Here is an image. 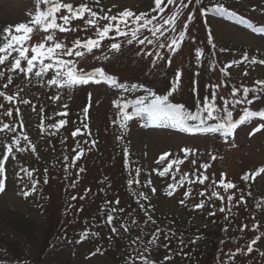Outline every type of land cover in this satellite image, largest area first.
Segmentation results:
<instances>
[{
  "label": "trees",
  "instance_id": "16d2710c",
  "mask_svg": "<svg viewBox=\"0 0 264 264\" xmlns=\"http://www.w3.org/2000/svg\"><path fill=\"white\" fill-rule=\"evenodd\" d=\"M228 1L229 0H210L209 2H204L201 0V4L197 5L195 0H193V2L188 5V8L183 10L177 23V30L179 31L185 22L189 24V29L188 35L186 36L185 42L181 45L180 51L173 54L168 49L159 50L162 54L167 53L168 56H171L170 65L167 63V59H165L159 60L157 62L158 66L153 67L151 61L155 59V56L146 57L143 54L137 55L141 48L155 53L157 49L153 45H138L135 42L129 45L126 43L124 37H119L118 41L122 44V47L118 58L122 65L125 63H133L136 60H143L142 63L133 64L136 65V68L131 69L134 71L129 73L127 79L120 76L121 74L119 73H111L109 69L104 66L106 60L103 58L102 53H107L108 55L112 53H108V45L112 42H116L112 40L103 41L100 49H94L93 53L87 55L88 57L96 55L99 59H96V57L93 58L89 65L90 68H85V70L92 71L97 67H102L107 74L115 76L116 79L123 83L126 88H130L134 84L137 85L132 91L126 92L121 89L122 94L119 98L122 102L129 103L130 107L128 111H132L131 105H133L137 99L146 97V103L153 99V97L149 95V91L155 93V95L167 94V88L170 87L171 81L175 78L176 74L171 73L170 76V70L172 71L174 63L179 62V56L182 55V47H185L189 41V45L185 48V54L182 58L183 62L189 64L192 63L191 61L194 59L197 73L202 70V74L200 76L197 75L196 78L193 79V101L198 99L197 95H204V98L211 97L210 90L214 81L209 75H212L214 70H217L223 78L229 101H232L233 97L231 95V89L233 87H239L241 84L251 87L253 86L254 81H249L247 83L240 82L234 80L231 76L225 77L221 74L219 69L223 67L222 61L224 59L228 58L231 61H240L242 60L244 53L217 46L211 36H209V29L203 24L204 15L201 14L202 8L205 9L206 14L216 13L217 11L214 9L217 6L223 8V6L227 5ZM187 2L188 0H185V3ZM88 4L94 11L100 14L108 12L104 10L102 12L101 8L90 3ZM178 4L179 0H177V4L167 6L164 13L151 12L152 8L147 9L144 12H149L151 15L156 16L157 19L153 21V23L159 24L162 23L161 17L163 16L166 18L170 12L176 10ZM135 13L139 14L141 12ZM190 13L194 15V18L189 22L187 21V16ZM218 13L223 14L224 11ZM108 14L113 15L110 12H108ZM241 19L246 21V19ZM103 23L107 22L101 21V24ZM110 35H114V33H111ZM166 35H174V33H166ZM89 36L92 37V34L76 38L83 37L82 39H86ZM144 36H148L149 39H155L147 30L141 32V38ZM191 38H194V42ZM163 39L164 37H161V40ZM197 47L202 48L205 51L203 60L199 64L195 59V49ZM221 49L224 50L221 51ZM248 56L250 58L252 57L249 54ZM66 58L69 59V57ZM70 59L81 60V58L77 57H71ZM203 64L206 69L203 67ZM204 80L208 81V87L204 86ZM199 83H201L200 89H198V85H200ZM240 95H242V93H238L237 97ZM249 98H252L251 94H249ZM172 101L175 100H172L170 97L169 103H172ZM215 102L220 105L218 99ZM253 103L260 104L264 107V95H262L260 99L254 100ZM252 104H239L234 108H231V110L233 112L237 111L239 116H241L245 108L253 110ZM225 107H231V105ZM115 110L118 111L116 107ZM198 110L199 107L195 106L193 111H187L195 112ZM6 111H10V109L0 107V124L2 127L5 123L9 124L10 130L8 131L7 129L6 131L5 129V132H7L12 138V142L16 149H24L23 151H17L21 158H24V164L21 169L24 168L31 171L32 177L29 178L25 172H22L25 173L24 176L31 187L33 180L37 182L36 189L39 196L42 198L45 207L46 226L41 231L42 234L40 238L35 235L37 225L34 223L28 224L16 220L10 223L11 228L22 234L28 244L38 250L37 257L31 260L36 262L42 261V257L51 252L53 245L58 238L79 237L83 234L84 228L86 227L89 228L92 235L93 233H97V235H93L95 241H100L101 247L104 249L102 252L103 255L110 257L113 262L118 264H133V261L141 262L136 259L139 252L134 250L127 242L121 240L116 234L112 233L110 226L107 223L108 211H111L116 207L118 209H123L125 216L131 218L129 221L132 224L133 220L136 221V223L133 224L136 230L140 231L142 228H145L146 226L150 227V225H152V221L148 220L144 210H142L138 203L131 198L133 194H131L130 189L134 183L131 186L127 183L129 179H135V177L133 174L129 173L126 165V158L128 156V152L127 156L125 155V150L128 149L126 127L121 128L117 124L116 130L113 132V123L111 121L113 116H110L103 121L101 127L96 132L95 140L88 135L78 134L83 138V142L80 144L78 135L73 137L72 141L66 143L70 146V152H65L62 157H59L60 159L58 158V161L62 160L60 163L62 170L61 173H59L60 170L57 169V165L52 163L53 161L48 159L41 161L32 152L26 140H24V137L20 133L18 123L14 120L15 117L13 114L11 116L4 115ZM52 116V110L48 106L45 107L43 110L41 125L43 135L51 142V144H55L56 141H62L61 136L66 135L67 129L65 128V125L59 129L54 127L53 129L50 128L49 124L52 121ZM141 117L146 116L142 115ZM60 119L65 118L57 119V124ZM79 125L80 127H83V125ZM75 130L76 126L73 125L70 131L74 132ZM17 140L19 141L18 144L15 143ZM80 152L83 154L79 159H76L77 154ZM65 157H67V159H65ZM81 169H84V171H81ZM245 173L250 175V178L247 181L241 179ZM252 173L253 171H244L239 175L240 183L244 186L241 187L239 185L238 195L236 196L237 202L240 201L241 196L244 197V203L242 204H244L245 207L243 210H245L248 215L246 216L243 213L241 218H251L247 223L250 228H252L254 224H258L259 227L264 225V198H262V201L260 202L261 198L258 196V191L253 183V178H251ZM44 181H47V183ZM56 195H58V198H56ZM245 195L248 196L246 197ZM73 196H75L76 199H72ZM118 198L121 200L123 199V201L121 202ZM116 200H119L121 205L115 203ZM210 209L215 213V215H211L215 228L203 232L206 245L197 247L191 242L181 243V241H175L169 248L171 259L167 261L164 260L158 264H178L180 262L186 264H224L225 262L220 260V258L223 257L226 259L234 258V261L236 260L235 264H258L252 255L259 257V254L257 252L254 254L253 251L249 253L247 251V242H244L240 248H237L234 245V240L226 239L223 236L224 228L226 226L237 228L238 224H243V220L241 219L237 224L232 222L233 219H228L229 222L226 221L221 216L222 214L220 213V208L217 204L216 206L210 204ZM112 212L113 211H111V213ZM248 227L245 228V231ZM155 228L161 230L157 227ZM184 228L189 232L193 231V228L187 222L184 224ZM243 237L242 234H239L237 242L241 243ZM246 239H248V237ZM222 240L224 243L220 245ZM231 243L233 244L227 245ZM89 245H91V243ZM238 249L240 251H237ZM231 253H235V255L232 256L230 255ZM26 258L25 253L19 251L17 243H3L0 241V264H18L23 262Z\"/></svg>",
  "mask_w": 264,
  "mask_h": 264
},
{
  "label": "rangeland",
  "instance_id": "374dc122",
  "mask_svg": "<svg viewBox=\"0 0 264 264\" xmlns=\"http://www.w3.org/2000/svg\"><path fill=\"white\" fill-rule=\"evenodd\" d=\"M85 0H64V2L78 4ZM95 3V0H87ZM208 2L210 0H203ZM252 0H244L240 2L243 8H250ZM104 9H111L114 12H121L125 9L132 11H142L151 7L149 0H100L99 4ZM115 6V7H113ZM33 9V2L31 0H0V32L12 25H17L22 22L30 20L29 12ZM206 25L211 29L214 40L220 46L232 48H244L252 52H258L264 59V32H254L246 27L233 23L230 20L222 17L210 15L205 17ZM36 36H34L35 38ZM33 38V39H34ZM118 58V57H117ZM117 58L112 60L108 68L111 72H119L125 76L128 70L118 71L116 66L120 63ZM184 65L183 60L181 59ZM142 63L141 60L137 64ZM179 63H175L178 66ZM125 68L133 69L136 65L125 64ZM229 70H233L237 77L244 75L241 66H234ZM252 73L248 76H258L264 78V66L255 65L252 67ZM0 71L5 72L4 77H0L5 81L8 75L16 76L15 73H8L7 68L0 66ZM35 78V77H34ZM36 80V78L34 79ZM1 87V86H0ZM46 95L52 101V108L59 112L66 111L68 106L79 109V106L86 103L90 105L88 118L85 123L88 124V131L93 135L94 131L99 128L103 118L111 110L110 103L120 93L114 87H109L107 84H89L85 86H78L73 88L56 89L55 87L42 86ZM23 94H14V103L17 109H20L18 114L20 124L23 125L22 131L24 135L28 136V142L40 159L53 158L56 154H60L59 150L51 149L49 141L41 136L39 131L40 116L38 112L39 97L35 95L38 92L36 89H27ZM0 91L11 92L10 85L5 89L3 86ZM59 91L60 99L53 101L51 97ZM91 93V98H89ZM22 99L31 101L30 105H24L20 102ZM43 98V97H42ZM180 99V98H178ZM41 101L43 99L40 98ZM47 100V99H46ZM0 101H4L0 97ZM35 106V111H32V106ZM67 105V108H64ZM261 122L259 118L251 123L245 122L240 125L234 133V136L223 137L218 133H184L170 126H164L163 122L160 126H155L151 121L138 123L133 120L130 124L129 141H130V157L129 169L136 172L140 169L138 175L140 183L134 187L136 197L140 204H143L147 209L148 214L151 215L152 220L158 225H162L167 230L175 233L184 240H192L198 246H204L205 240L200 232L196 234H189L183 231L182 223L186 220L190 221L191 225L198 230L210 229L213 227V221L208 217V211L205 207L196 209L193 205L200 203L197 196L199 187L198 184L189 189L188 182L185 179L183 186L177 185L182 175H185V169L196 160V165L209 164L210 172H214L218 177L221 173L225 174V182L235 180L236 175L256 163H264V129L260 132L250 135L252 130ZM148 126H145V125ZM2 156L6 154V147L12 146L6 141V137L1 138ZM182 147L192 148L196 150L195 156L189 155L188 159H184V154L180 151ZM172 153L173 155L166 158V160L157 164V160L163 153ZM215 156V160L211 157ZM181 159L183 163L174 165L172 170L165 176L161 177L154 169L162 170L167 165L169 160ZM18 158L13 148V153L9 156L6 162V179L5 191L0 192V241L3 243H17L19 251L25 253L26 257L36 258L38 250L28 244L25 237L10 227V223L14 220L23 221L25 223H34L37 225L35 235L40 237L41 231L46 226V217L44 216L43 207L35 192L29 189V186L24 183V180L17 175ZM178 167V171H177ZM175 176V180L173 179ZM151 180V184L145 186L147 180ZM259 191L264 193V173L258 175L256 179ZM176 185L175 188H169L168 185ZM152 188L156 191L153 193ZM172 191L171 196L168 192ZM190 191L191 195L185 199L184 193ZM31 193L25 197L22 193ZM143 192L147 199L140 196ZM221 196L224 197L222 203L225 209L228 208V191L225 192L220 187ZM58 198V195H56ZM185 200L184 204L180 201ZM58 202V201H57ZM56 206V205H55ZM117 219L114 220L113 226H117ZM118 228V227H117ZM227 230L226 234H229ZM149 232L147 236L140 237L134 235L131 231L124 232L120 229V236L122 239L132 243L137 237L140 239L135 244L137 248H141L144 254L150 259L160 258L157 252L148 248L144 249L149 242ZM199 238V239H197ZM79 241V242H78ZM264 242H258L253 245L258 251L264 252ZM41 262L48 264H116L111 258L102 257L100 255H93L89 252L85 242L81 240L60 239L54 246L52 252L47 256L42 257Z\"/></svg>",
  "mask_w": 264,
  "mask_h": 264
},
{
  "label": "snow or ice",
  "instance_id": "6c2138e0",
  "mask_svg": "<svg viewBox=\"0 0 264 264\" xmlns=\"http://www.w3.org/2000/svg\"><path fill=\"white\" fill-rule=\"evenodd\" d=\"M100 0H95L96 4H99ZM193 0H188L185 3V0H179V4L175 11L170 12V14L164 18L161 17L162 23L154 24L153 21L157 19L156 16L151 15L149 12H141L139 14L133 12L132 10L125 9L114 15H109L108 12H103L100 14L92 9L85 0L84 3L74 6L73 3L64 2V0H33L35 5V11L29 12L30 20L28 22H22L17 25H10L4 29L3 33H0V66L7 68L8 73H15L16 75H23L28 83L32 82V78H36V83L41 86L55 87L56 89H65L73 88L78 86H85L89 84H107L109 87H114L118 89H123L124 91H132L137 87V85H132L130 88H126L123 83L119 82L115 76L107 74L102 67H97L92 71H86L79 67L80 60L70 59L71 57H77L81 59H86L88 54L93 53L94 49H100L102 42L105 40H112L108 45V53L111 52H120L122 44L118 41L119 37H124L127 44L131 45L134 42L138 45H153L157 50L155 53L152 51H147L141 48L140 52L137 55L143 54L146 57L155 56V59L151 61L153 67L158 66L159 60L167 59V63L171 64V56H168L167 53L162 54L160 49H168L171 53L175 54L180 51L181 45L185 42L186 36L188 35L189 24L187 22L183 23L182 28L177 30V23L180 16L183 13V10L188 8V5L191 4ZM154 7L151 12L164 13L167 6L177 4V0H153ZM197 5L201 4V0H195ZM115 7V6H113ZM215 11L220 12L224 11L220 6H217ZM109 12L111 9L108 10ZM63 13V14H61ZM201 14L206 15L205 9H201ZM194 18L193 14L187 16V21H192ZM82 21V25H77L73 27L74 21ZM101 21H106L107 23L101 24ZM206 22V21H205ZM134 25V26H132ZM151 26V27H150ZM147 30L151 33L152 37L155 39H149L148 36L141 38V32ZM78 31H83L85 33L89 31H94L95 38L89 36L86 39L76 38L71 42V45L65 42L58 37L57 33L66 34V33H75ZM43 32L45 35L43 37L39 36V33ZM209 36H211V29L208 30ZM114 33V35H110ZM166 33H174V35H166ZM159 34V35H157ZM36 36L38 39L33 43V37ZM161 37H164L161 40ZM194 42V38H191ZM224 49H221L223 51ZM103 58L108 60L110 57L107 53H102ZM205 51L202 48L197 47L195 49V59L199 64L202 62ZM69 57V59H65ZM99 59V57H96ZM248 62L250 64H260L264 65V59L257 60L255 56L249 57L247 53L243 54V58L240 61H233L231 64H228L224 67H221L219 70L222 75L225 77L230 76L229 69L238 63ZM211 67V65H210ZM198 75V73H197ZM244 75L247 76L248 72L245 71ZM5 72L0 71V77H4ZM182 70H178L175 74V78L170 85V89L167 95H155L149 91V95L153 97L147 103L146 97L137 99L132 107V111H128L130 105L127 102H122L121 100H113V106L118 109L117 119L113 120V124H118L121 128L127 126V122L133 120L134 117H141L142 115L147 117L148 121H151L155 126H160L163 122L167 121V124L164 126H170L184 133H218L221 136L227 138L234 136L235 130L240 126L245 124L248 120L258 117L261 121H264V111H253L245 108L243 114L238 118L234 119L233 111L231 108H234L239 104H248L251 105L254 100H258L264 95V80L257 79L254 81L253 86L249 87L241 84L239 87H233L231 89V95L233 97L232 101L225 99L223 96H219L217 90L221 87V84H212L211 85V97H205L203 100L198 102L199 110L195 112L185 111V106L183 104H174L169 103V98L172 96L178 89V86L181 83ZM13 83V76H7V83L3 85L6 89L9 85ZM23 91V89H21ZM238 93H242L237 97ZM251 94L252 98H249ZM0 97H3L5 100L12 102L14 100L13 95H8L4 91H0ZM89 98H91V93H89ZM51 99L53 101L59 100L60 95L59 91L57 94H54ZM219 99L222 104L218 105L215 101ZM20 102L24 105H30L31 101L27 99H22ZM231 105V107H225ZM3 107V105H0ZM90 105L86 106L83 109V114L85 119L88 118ZM64 108H67V105H64ZM35 106H32V111H35ZM16 112L19 114L20 109H16ZM4 115L11 116V111H6ZM61 116H67L68 113L61 112ZM208 121H213L214 126H209ZM67 123L65 119H60L58 124L54 125L59 129ZM23 126V125H21ZM145 126H148L147 124ZM8 124H3V127L0 128V131L9 129ZM83 127L88 128V124L84 123ZM261 129H264V122H261L257 125L256 128L252 130L250 135H254L257 132H260ZM78 134H81L80 128H77L73 133V137H76ZM122 138V137H120ZM24 140H28V136H24ZM19 143V141H15ZM24 149L18 148L17 151H23ZM35 151V147L32 148ZM180 151L184 154V159H188L189 155L195 156L196 150L192 148L182 147ZM13 153V148L11 146L6 147V154L0 158V192L5 191V179H6V162L9 159V156ZM83 153L80 152L77 154L76 159H79ZM125 155L127 156V150H125ZM172 153H163L157 160V164L163 163L166 158L172 156ZM215 160V156L211 157ZM67 159V157H65ZM183 163L181 159H172L169 160L167 165L163 167L162 170L154 169L159 176L163 177L167 175L173 168L174 165H179ZM192 164H196V160H192ZM201 167L206 170L210 167L208 164H203ZM177 167V171H178ZM21 171L25 172L29 178L32 177V172L28 169L22 168ZM84 171V169H81ZM137 174H139L140 169H136ZM264 173V168L257 170L251 174V178ZM19 175V173H17ZM195 175V173H193ZM225 174L221 173V179L219 182L213 181V184H218L219 187H222L225 192L236 187V185L231 182H225ZM186 175H182L180 180L177 181V185L183 186V181L186 179ZM250 178L248 173H245L241 179L247 181ZM175 180V176H173ZM209 177L201 172L196 176V180L191 181L192 183H200L203 185ZM47 183V181H44ZM139 183L138 179H129L127 183L131 186L133 183ZM36 181H32V192H35ZM151 180H147L145 186L150 185ZM169 188H175L176 185H168ZM211 187V185L209 186ZM151 191L155 193L156 189L152 188ZM25 197L30 195L29 192L22 193ZM172 191L168 192V195L171 196ZM191 195L190 191L184 193L185 199ZM200 196H204L205 192H200ZM140 196L144 199H147V196L141 192ZM212 197H216L221 201L224 200V197L221 196L217 191L211 192ZM72 199H76L75 196ZM233 195H229L227 200L229 202L233 201ZM115 203H119V200H116ZM181 204L185 203V200L180 201ZM237 203H244V197L241 196L240 201ZM194 208L200 209L204 207V201L201 200L200 203L193 205ZM140 208L144 210L145 215L149 221L155 223L152 220L151 215L148 214L147 210L144 208L143 204H140ZM113 209L112 211H116ZM123 211V209H119ZM220 212H224L225 208L221 207ZM230 211V209H229ZM209 215H215V213L210 212ZM227 220L228 217H225ZM115 218L110 213L107 215V223L113 225ZM136 221L133 220V224ZM248 225H243L240 228V231L243 232ZM259 225L254 224L253 230L258 229ZM120 229L126 233L129 231V228L124 224L119 226V229L116 226L111 227V232L119 235ZM157 231H159L157 229ZM227 231V229H225ZM97 235V233H93ZM86 238V234H85ZM165 239L168 237L165 235ZM140 238L137 237L136 240H133L132 243L135 244ZM199 239V238H197ZM261 239L260 236L255 237L251 243L247 246V251L250 253L253 251V245ZM79 242V241H78ZM150 244H155L156 239L150 240ZM183 243V241H181ZM195 243V241H193ZM224 243V241H221ZM165 248L168 247L167 244L164 245ZM99 251V250H97ZM145 252L149 249L145 248ZM237 251H240L239 249ZM95 255V253H93ZM230 255L234 256L235 253ZM261 256H264V252L260 253ZM131 259V257H130ZM142 262V264H156L155 261L146 257L143 253H139L136 258ZM164 259L170 260L171 256H165ZM135 264V261H133Z\"/></svg>",
  "mask_w": 264,
  "mask_h": 264
}]
</instances>
